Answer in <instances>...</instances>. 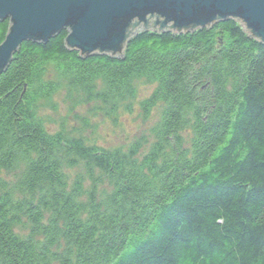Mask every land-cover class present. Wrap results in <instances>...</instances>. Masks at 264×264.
<instances>
[{
    "label": "trees",
    "instance_id": "obj_1",
    "mask_svg": "<svg viewBox=\"0 0 264 264\" xmlns=\"http://www.w3.org/2000/svg\"><path fill=\"white\" fill-rule=\"evenodd\" d=\"M66 35L23 43L0 75V170L20 168L0 180V264H264V44L226 21L81 59ZM138 81L142 116L159 111L146 148L44 124L61 92L115 110Z\"/></svg>",
    "mask_w": 264,
    "mask_h": 264
},
{
    "label": "water",
    "instance_id": "obj_2",
    "mask_svg": "<svg viewBox=\"0 0 264 264\" xmlns=\"http://www.w3.org/2000/svg\"><path fill=\"white\" fill-rule=\"evenodd\" d=\"M5 20L0 75L23 43L46 44L62 31L66 48L81 59H124L126 45L139 34H187L226 21H238L264 44V0H0Z\"/></svg>",
    "mask_w": 264,
    "mask_h": 264
},
{
    "label": "rangeland",
    "instance_id": "obj_3",
    "mask_svg": "<svg viewBox=\"0 0 264 264\" xmlns=\"http://www.w3.org/2000/svg\"><path fill=\"white\" fill-rule=\"evenodd\" d=\"M152 90L153 85L144 81L136 82V98L132 102L127 100L118 104L115 110L99 102L88 101L78 94L67 97L61 92L51 100L54 108L44 106L41 114L49 132L61 130L66 134H82L88 142L110 150L125 151L137 140L146 148L154 142L152 130L159 118V111L154 108L151 117L145 118L139 102L147 98ZM19 171V167L9 172L0 170V180L7 181L8 186H11Z\"/></svg>",
    "mask_w": 264,
    "mask_h": 264
},
{
    "label": "bare ground",
    "instance_id": "obj_4",
    "mask_svg": "<svg viewBox=\"0 0 264 264\" xmlns=\"http://www.w3.org/2000/svg\"><path fill=\"white\" fill-rule=\"evenodd\" d=\"M234 22H237L238 23V25L240 24L238 21H234ZM220 23V22H219ZM217 24V23H216ZM215 25V24H214ZM241 26V25H240ZM241 28L243 29V27L241 26ZM256 41V40H255Z\"/></svg>",
    "mask_w": 264,
    "mask_h": 264
}]
</instances>
